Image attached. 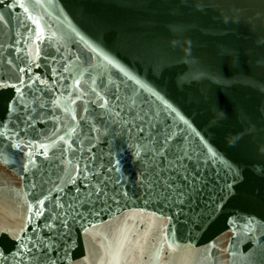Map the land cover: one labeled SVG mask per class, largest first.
Wrapping results in <instances>:
<instances>
[{
  "label": "water",
  "instance_id": "obj_1",
  "mask_svg": "<svg viewBox=\"0 0 264 264\" xmlns=\"http://www.w3.org/2000/svg\"><path fill=\"white\" fill-rule=\"evenodd\" d=\"M0 264H264V0H0Z\"/></svg>",
  "mask_w": 264,
  "mask_h": 264
}]
</instances>
